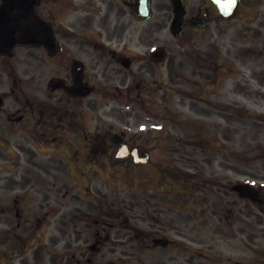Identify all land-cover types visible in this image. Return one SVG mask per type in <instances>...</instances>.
Here are the masks:
<instances>
[{"label":"flooded vegetation","instance_id":"flooded-vegetation-1","mask_svg":"<svg viewBox=\"0 0 264 264\" xmlns=\"http://www.w3.org/2000/svg\"><path fill=\"white\" fill-rule=\"evenodd\" d=\"M175 1L137 29L136 0H0V264L158 239L164 264H264V0L205 24L177 0L178 34ZM122 145L149 162L112 165Z\"/></svg>","mask_w":264,"mask_h":264},{"label":"water","instance_id":"water-1","mask_svg":"<svg viewBox=\"0 0 264 264\" xmlns=\"http://www.w3.org/2000/svg\"><path fill=\"white\" fill-rule=\"evenodd\" d=\"M240 1L241 0H206L201 12V14L204 15L202 22L219 17H230L236 11ZM136 5L143 16H149L150 11L147 13L149 0H138Z\"/></svg>","mask_w":264,"mask_h":264},{"label":"rangeland","instance_id":"rangeland-1","mask_svg":"<svg viewBox=\"0 0 264 264\" xmlns=\"http://www.w3.org/2000/svg\"><path fill=\"white\" fill-rule=\"evenodd\" d=\"M257 8H258V6H256V9ZM158 11H161V10H158ZM154 14L155 15L153 16V18L151 20H149V21H139V20H137L136 21V27H138V28L139 27H147V26L152 25L153 23H155L157 19L159 20L162 17H166L163 14V12H157V13L154 12ZM255 24L256 23H251V26L255 25ZM250 27H249V29L252 31V33L256 34V31H253ZM170 41H174V40H170ZM254 41H257V40H254ZM44 260H47V262H48L47 258H44V259L43 258H41V259L38 258L37 262H35V261L34 262L36 264H44V262H43ZM105 260H117L121 264H160V263H162L164 258H162L160 256V254L158 253V254H149L147 256H141V257L105 258ZM48 264H71V263H70V259H68V258L57 257L55 259L54 263L53 262L52 263L48 262Z\"/></svg>","mask_w":264,"mask_h":264}]
</instances>
